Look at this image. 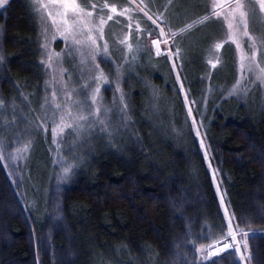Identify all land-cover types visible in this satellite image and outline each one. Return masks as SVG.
Instances as JSON below:
<instances>
[{"label": "trees", "instance_id": "1", "mask_svg": "<svg viewBox=\"0 0 264 264\" xmlns=\"http://www.w3.org/2000/svg\"><path fill=\"white\" fill-rule=\"evenodd\" d=\"M33 16L25 0L6 4L0 98L17 97L21 105L23 93L36 108L44 71ZM135 64V73L125 74L120 83L131 122L125 129L115 114L111 127L121 131L92 139L83 163L66 182L47 176L50 131L47 142L42 133L34 137L31 152L42 153L39 162L25 160L23 176L13 179L0 166V264H185V257H195L194 248L184 242L195 239L202 225L219 223V196L199 143H193L190 124L185 125L186 109L173 90L168 66ZM101 67L106 74L113 72L110 64ZM187 86L200 103L202 132L215 157L213 167L219 169L221 192L226 191L241 227L255 233L249 238L252 264H264V104L258 95L222 100L220 94L208 96L205 106L203 86L193 81ZM111 88H105L107 95ZM228 88L227 82L223 88L212 86L220 93ZM28 107L23 105V110ZM35 164L42 166L41 176H33ZM210 242L196 240V245ZM214 259L215 264H233L234 256Z\"/></svg>", "mask_w": 264, "mask_h": 264}, {"label": "snow or ice", "instance_id": "2", "mask_svg": "<svg viewBox=\"0 0 264 264\" xmlns=\"http://www.w3.org/2000/svg\"><path fill=\"white\" fill-rule=\"evenodd\" d=\"M7 3L8 0H0V7ZM162 7L164 10L160 11L161 5L156 0H124L123 4L109 0L103 3L100 0H32V11L41 26L39 64L50 76L44 82L45 95L38 109L30 106L33 102L23 93H20L21 105L16 104L17 97L10 101L0 98V112L11 109L12 113L10 119L0 122V130L7 131L6 135H0V166L5 169L18 166L21 160L29 158L35 145L34 137L42 133L47 142L50 131L48 151L54 152L52 163L59 168L57 180L66 182L83 163L75 149L85 134L99 129L101 135L113 137L116 130L110 122L114 114L121 117L118 123L125 129L131 122L126 93L120 86L122 70L147 53L149 61L157 62L154 69L160 61L168 66L173 90L186 109L185 125L190 124L188 130L193 135V143L199 142V151L216 187L222 211L218 224L202 225V231L195 239L184 242L185 247L194 248L195 257L191 261L185 257V264H215L214 258L226 253L234 256L233 264H252L249 238L255 233L250 227H241L243 221L230 209L226 191L221 192L219 169L213 167L215 157L205 142L206 132H202L205 125L200 103L189 98L192 89L185 87L184 70L207 45L209 52L217 54L215 61L207 60L211 69L234 65L236 79L228 97L247 95L249 81L264 87V0H167ZM197 12L202 15H196ZM111 25L117 26L119 31H112ZM213 25L219 26L226 38L218 40L211 32L204 31L195 41L185 43L194 29ZM57 38L65 45L60 52L52 47ZM230 45L235 46L232 65L219 58L221 49ZM117 52L120 56L114 59ZM66 58L77 62L75 67L80 73L77 78L82 83L71 86L74 74L58 67ZM3 59L0 57V61ZM102 63L110 64L113 72L106 74ZM113 74L115 80L111 78ZM212 75L214 73H208L209 80ZM113 84L112 105L105 106L102 89ZM145 87L151 85L145 83ZM211 91L209 84L208 93ZM156 95L153 89V98ZM203 99L206 106L209 103L207 93ZM25 104L29 105L26 112L23 110ZM25 133L30 134L28 139H24ZM68 133H72L74 139L65 146L63 140ZM65 151L70 155L65 156ZM8 175L11 177L13 173ZM185 235L191 236V232L187 231ZM196 240L212 242L197 246Z\"/></svg>", "mask_w": 264, "mask_h": 264}, {"label": "rangeland", "instance_id": "3", "mask_svg": "<svg viewBox=\"0 0 264 264\" xmlns=\"http://www.w3.org/2000/svg\"><path fill=\"white\" fill-rule=\"evenodd\" d=\"M25 1L27 2V4L29 5L30 9L32 10V8H31L32 0H25ZM101 1H104V0H101ZM118 1L119 2L113 1L112 3H122V4L124 3V0H122V1L118 0ZM156 2L161 5L162 9L160 8V11H163L164 9H163L162 6L167 3V0H156ZM5 7H6V5L3 6V7H0V57L4 58L3 61H0V72H2L3 65L5 64V55H4L3 47H2V43H1V40H2V20H3L4 14H5ZM32 13H33V11H32ZM33 15H34V13H33ZM33 17L35 18V22L37 24V29H38V34H39V32L41 30V26L39 24L38 18L35 15ZM110 27H111L112 31H115L117 29V26H115V25H111ZM204 31L211 32L214 36L217 37L218 40L226 38L225 37V33L220 30L219 26L213 25V26H211L209 28L194 29L190 33V35L187 36V39L185 40V43H188V41H195L202 34V32H204ZM49 34L51 35V29H50V33ZM254 34H256V33L254 32ZM39 42H40V38H39ZM52 47H53V49L56 52H60L61 49H63L65 47V45H64V42H63L62 39L57 38V40L52 43ZM230 51H231V53H230ZM38 52H39V60H40L41 59V52L39 50H38ZM119 56H120V53H118V57ZM115 58H117V57H114V59ZM219 58L222 61H226L227 64L232 65L233 61H234V58H235V46L234 45H230V46H226L225 48H223L222 49V54H220ZM216 59H217V54H215L214 52H209L207 45H204L203 46V50L200 52V55L192 63H190V64L185 66L184 74L187 76V80L185 81V87H188L187 84L189 82L193 81V82H196V85L199 84V86L200 85L203 86V89H202L203 91H201L203 96H205V94L207 93L208 96H211V95L212 96H216V95H220L221 94L222 97H228V91H229V89H231V87L235 83V79H236L234 65L231 66V67L230 66L220 65V66H218L217 69H211L210 65L207 64V60L215 61ZM136 62H139L141 64H147L148 62H150V64L151 63L152 64H156L157 63L155 60L154 61L153 60L149 61L148 54L145 53L142 56H138L137 60L134 63H131L127 68H124L122 70L123 71V76L125 74L126 75H133L135 73V67L137 65V64H135ZM76 63H77L76 61L66 58L65 62L62 65H58V67H64V68L68 69V71L70 73L74 74L73 81L71 82V86H75V85H78V84L82 83V81L77 78V77H79L80 73H79V69L77 67H75ZM164 65H166V64L163 61H160L159 65L157 67H161L162 66V68H166ZM193 66H195V68H196L195 70H193V68H194ZM146 67L149 68L150 66H146ZM42 69H43V67H42ZM202 70L203 71L206 70L205 76L203 74H201ZM43 71H44V69H43ZM209 72L214 73V75H212V77H211V80H209V78H208V73ZM49 76H50V73H45V71H44L43 84H42V87H41L40 96L38 97L39 98L38 99V104L36 105L37 109L39 108V105L43 102V97L45 95L44 82H45V80L49 79ZM65 79H67V77H65ZM112 79L115 80L114 74H113ZM227 79H229V82L227 81ZM253 79H254V77H253ZM226 82L229 85L228 90L225 89L224 91H222V93H220L219 90L212 89V91L210 93H208L209 84H211L212 86L217 84V85L220 86V88H223V86L226 85ZM249 84H250V87H249L248 94L247 95H240L239 97L246 99L249 96L251 98H255L258 95L260 103L264 104V87H260V86H257V85H252L250 81H249ZM120 86L123 89L121 84H120ZM105 88L102 89V96L104 98L103 102H104L105 106H111L112 105V101H113V90L115 88V84L112 85V88L110 89V92H109L108 95H107V93L105 91ZM194 90H195L194 94H196V95L200 94V92H199L200 89H198L197 86H194ZM123 91H124V89H123ZM108 96H109V98L107 99ZM234 97H237V96H234ZM105 98H106V100H105ZM189 98L193 99L192 96H190ZM25 110H27V109H25ZM4 114H6V116H4ZM11 114H12L11 113V109H10V113L7 110H5L3 112H0V122H2L3 119H5V118L10 119ZM111 118H112V120H111L110 123H111V126H112L113 122L117 118H115V114ZM120 119L121 118H118V120H120ZM115 130H120V129L118 127ZM6 134H7V131L0 130V135H6ZM28 134L29 133H25L24 139L27 138ZM97 137H101V138L103 137V135L100 134L99 129H97L93 133L85 134V136L83 137L82 142L75 149V152L77 153V155L82 157L83 160L86 157L87 151L90 149L89 142H91V140L94 139V138L97 139ZM73 139H74L73 134L72 133H68L64 137L63 144L65 146H67V145L72 143ZM50 140H51V133H50ZM41 153L42 152L39 151V150H37V151L34 150L33 152H31L29 158L26 159V160L31 161V162H39L37 158H40ZM50 153L53 156L54 152H50ZM63 154L65 156L70 155V153L67 152V151H65ZM50 164H51V167H50V171H49L47 176H56V173L59 172V168L55 167L56 172L52 173V167L54 168L53 163H52V159H51ZM25 167H26L25 160H21L19 162L18 166L17 165H13L12 167H10L8 169H5L4 167L3 168H4L5 173H7V175H8L9 172H12L13 173L12 176H23V174L26 172ZM41 167L42 166L39 165V164H35L34 165V169L35 170H34V175L33 176H41V171H42Z\"/></svg>", "mask_w": 264, "mask_h": 264}]
</instances>
